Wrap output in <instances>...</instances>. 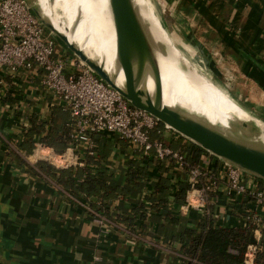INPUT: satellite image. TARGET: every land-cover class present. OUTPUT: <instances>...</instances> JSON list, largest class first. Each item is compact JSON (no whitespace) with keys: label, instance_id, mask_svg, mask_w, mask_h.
Wrapping results in <instances>:
<instances>
[{"label":"crops","instance_id":"crops-1","mask_svg":"<svg viewBox=\"0 0 264 264\" xmlns=\"http://www.w3.org/2000/svg\"><path fill=\"white\" fill-rule=\"evenodd\" d=\"M233 3L229 17L238 23L230 26L216 21L217 37L212 38L211 31L204 32L203 38L198 39L201 44L196 46L203 49L208 47V42L216 40L223 56L221 66L227 67L224 72L214 68L216 85L243 108L252 112L264 110V0H234ZM208 8L205 9L209 12ZM187 41L195 44L190 36ZM5 81V86H0V264H184L176 240L177 227L163 224L161 210H148L145 220L136 221L147 226L142 234L125 232L115 216L101 225L95 221L82 195L74 196L52 178L40 174L38 168L39 172L29 169L25 157L37 142L56 152L40 140L47 133L49 123L33 135L31 150L26 149L24 141L32 118L45 121L47 116L50 120L54 116L55 123L64 124L67 114L40 87L39 78H29L18 71L13 81L9 78ZM160 128L164 141L172 149L192 151L193 146L187 139L174 131L163 130L161 125ZM92 145L93 154L87 153L84 143L78 150H70L69 166H77L81 160L84 167L95 173L100 168L97 160L103 156L104 170L123 179L129 161L139 165L145 162L139 152L114 135H96ZM87 155L94 157L87 162ZM157 162L153 157L146 184L124 201L125 207L151 193L152 180L159 174L169 175L172 182L189 183L183 170L170 167L165 171V162H160L162 170H158ZM195 165L208 172V177L214 178L217 185L209 192L204 208H185L187 195L194 189L186 191L181 204L174 202L175 191L165 196L167 209L181 218L180 225L194 227L206 210L211 212L215 224L221 226H248L243 217L245 210L258 213L264 225V210L250 196L228 194L226 168L219 158L203 153ZM261 184L262 180L257 179V185Z\"/></svg>","mask_w":264,"mask_h":264},{"label":"built area","instance_id":"built-area-1","mask_svg":"<svg viewBox=\"0 0 264 264\" xmlns=\"http://www.w3.org/2000/svg\"><path fill=\"white\" fill-rule=\"evenodd\" d=\"M18 71L29 78H39L40 87L49 92L56 105L67 114L65 127L70 137L67 150L57 153L46 144L37 142L33 151L42 147L61 156L68 150H78L79 145L84 143L87 153L93 154L94 136L114 135L142 156L153 154L159 162L169 160L173 168L183 170L188 176L190 189L199 193V207L204 208L208 194L216 188L217 182L208 177V172L199 165L188 166L181 149H172L164 141L160 125L163 130H173L147 111L132 106L89 67L68 50L62 49L25 0H0V86H5L7 78L13 81ZM47 117L45 121L50 120V116ZM30 155L25 158L31 165L41 160L56 165L50 159L32 161ZM223 164L228 194L248 195L257 207L264 210V180L257 185L258 178L255 176L225 162ZM75 165L85 166L81 160ZM67 167L69 162L65 161L58 168ZM188 204L186 198L185 208L189 207ZM93 214L98 223L109 221L106 217ZM243 217L248 225H254V242L247 246L244 257L245 264H253L258 250L262 248L263 220L258 213L248 210L243 212Z\"/></svg>","mask_w":264,"mask_h":264},{"label":"trees","instance_id":"trees-1","mask_svg":"<svg viewBox=\"0 0 264 264\" xmlns=\"http://www.w3.org/2000/svg\"><path fill=\"white\" fill-rule=\"evenodd\" d=\"M46 123H49L50 127L47 133L40 137V140L54 147L56 152L63 153L70 143L69 132L65 127V122L64 124L55 123L54 116L49 121L32 118V126L24 141L26 149L31 150L33 135L40 133ZM192 146V151L181 149L188 166L197 164L200 156L207 153L199 146L194 144ZM93 157L87 155L86 161L89 162ZM143 158L145 159L143 165L136 164L133 160L129 161L123 179L115 178L112 173L104 170L101 163L105 160L103 156L97 160L100 168L95 173H91L87 167L56 168L46 161H39L35 165H30L28 162L26 164L33 172L40 171V174L52 178L58 186L68 189L74 196L82 195L84 202L90 206L91 213L94 212L106 218L115 216L118 225L127 233L135 235L145 233L147 226L138 225L136 221L145 220L148 210H161L160 216L163 224L177 227L176 240L179 243L178 250L184 264H245V251L252 243L253 224L246 227L221 226L215 224L211 212L206 210L195 226L189 227L180 225L181 218L167 209L165 196L172 190L175 191L174 202L179 204L184 202L186 191L190 189V183L185 180L172 182L169 175L159 174L152 180L151 193L143 195L142 199L136 203L126 207L123 205L128 197L142 190L149 178L153 154L143 156ZM160 164L159 161L156 163L158 170H162ZM170 167L172 166L168 160L164 164L165 171H168ZM37 168L39 171L36 170ZM118 199H120L119 203L114 205ZM146 202L150 204L147 205ZM261 244L262 248L258 250L253 264H264V232Z\"/></svg>","mask_w":264,"mask_h":264},{"label":"bare ground","instance_id":"bare-ground-1","mask_svg":"<svg viewBox=\"0 0 264 264\" xmlns=\"http://www.w3.org/2000/svg\"><path fill=\"white\" fill-rule=\"evenodd\" d=\"M35 4L39 7L42 17L65 35L71 43L81 48L89 58L103 65L115 83L121 86L124 76L115 57L114 27L108 0H35ZM132 5L146 43L158 63L163 103L170 107H181L194 116L202 118L223 134L264 151V125L253 118L244 120L235 117L229 108H224L227 107L224 103L221 104L223 107L211 106L212 109H207L208 105L199 93L195 77H186L176 63L172 51V47L174 49L176 47L168 33L166 38L154 33L153 29L146 25L147 18L142 5L138 0H132ZM189 71H191L190 67ZM139 87L153 97L154 82L150 72L147 71L143 75ZM237 110L250 118L251 113L243 108L237 107ZM240 121H252L257 129L248 130ZM245 135L255 137L256 140ZM30 159L32 161L50 159L58 166H63L65 161L69 163L72 161L70 150L61 156H56L51 150L42 147L35 149ZM197 194L196 190L188 194L189 207L200 206Z\"/></svg>","mask_w":264,"mask_h":264},{"label":"water","instance_id":"water-1","mask_svg":"<svg viewBox=\"0 0 264 264\" xmlns=\"http://www.w3.org/2000/svg\"><path fill=\"white\" fill-rule=\"evenodd\" d=\"M25 1L47 33L56 41H60L66 50L89 67L104 83L117 90L132 106L152 114L174 132L222 162L264 180V151L223 134L202 118L194 116L181 107H170L163 103L158 63L146 43L132 0H108L114 27L115 57L124 76L121 86L115 83L103 65L89 58L81 48L71 43L65 35L42 17L35 1ZM147 71L150 72L154 82L153 97L139 87ZM240 123L247 125L253 122L240 121ZM251 241L254 242L253 236Z\"/></svg>","mask_w":264,"mask_h":264},{"label":"rangeland","instance_id":"rangeland-1","mask_svg":"<svg viewBox=\"0 0 264 264\" xmlns=\"http://www.w3.org/2000/svg\"><path fill=\"white\" fill-rule=\"evenodd\" d=\"M138 2L142 5L145 11V16L147 18L145 19L146 25L151 30L153 29L152 31L154 33H158L157 35L165 38L168 33L171 42L176 47V49L172 47L176 63L186 77H195L199 93H201L204 102L208 105V107H206L207 109H212L211 106H217V108L219 106L223 107L221 104L224 103L227 105V107L224 108H229L235 117L243 118L244 120L253 118L256 122L264 125V110L257 109L252 112L243 108L216 85L214 80V68L215 70L221 69L223 72L227 69V67L221 66L223 56L216 46V40L208 42V47H203V49L196 46L197 43L201 44L198 39L201 40L203 38L204 32L209 33L211 31L210 35H212V38L217 37L215 34L216 21L224 22L230 26H234L232 25L233 23H238L236 19L233 20L229 17V9L234 7V0H138ZM36 8L39 11L38 7ZM205 8H208L209 12ZM228 19L232 21H229ZM154 29L159 31L156 32ZM189 36L190 38L192 37L195 44L187 41ZM210 43L213 46L210 47ZM57 44L62 49L64 48L60 41H57ZM194 46H196V48ZM189 67L192 72L189 71ZM209 79L210 82L212 81L213 83H210ZM237 107H241L248 113H251V115L249 114L250 118L247 117L248 115L246 116L238 111ZM243 126L248 130L257 129L254 123H249ZM245 136L256 140L255 137L249 135ZM52 166L56 167V165Z\"/></svg>","mask_w":264,"mask_h":264}]
</instances>
